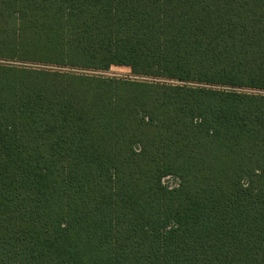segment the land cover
<instances>
[{
    "label": "trees",
    "instance_id": "trees-1",
    "mask_svg": "<svg viewBox=\"0 0 264 264\" xmlns=\"http://www.w3.org/2000/svg\"><path fill=\"white\" fill-rule=\"evenodd\" d=\"M0 264H264V0H0Z\"/></svg>",
    "mask_w": 264,
    "mask_h": 264
},
{
    "label": "rangeland",
    "instance_id": "rangeland-1",
    "mask_svg": "<svg viewBox=\"0 0 264 264\" xmlns=\"http://www.w3.org/2000/svg\"><path fill=\"white\" fill-rule=\"evenodd\" d=\"M76 72L79 73H87V74H93V75H101L104 77H109V78H125V79H139V80H144V81H149L151 79L146 78V77H138L133 74L132 70L130 68L126 67H112L109 71L106 72H94V71H83V70H75ZM244 92H255L252 90H244ZM164 183L166 186L169 187H176L178 185V180L169 177L164 180Z\"/></svg>",
    "mask_w": 264,
    "mask_h": 264
}]
</instances>
